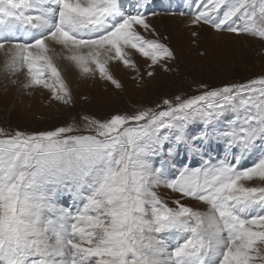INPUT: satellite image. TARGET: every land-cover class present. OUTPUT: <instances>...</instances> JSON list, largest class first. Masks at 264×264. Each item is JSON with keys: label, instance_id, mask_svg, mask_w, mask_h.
Wrapping results in <instances>:
<instances>
[{"label": "snow or ice", "instance_id": "1", "mask_svg": "<svg viewBox=\"0 0 264 264\" xmlns=\"http://www.w3.org/2000/svg\"><path fill=\"white\" fill-rule=\"evenodd\" d=\"M141 9L127 12L123 0H0V51L13 69L27 68L25 88L50 89L68 104L50 44L83 75L98 72L118 88L110 61L135 69V53L150 66L173 58L141 35L155 32ZM201 21L264 38V0H199L191 22ZM19 31L25 38L13 40ZM163 105L103 121L84 116L89 134L69 125L0 138V264H264V187L243 183L264 181V145L252 166L241 167L264 141V78ZM194 119L204 125L196 134L186 131ZM213 138L236 149L231 160L203 159ZM177 147L203 163L168 178L148 157ZM61 185L81 201L75 212L50 195ZM160 186L179 194L175 207L154 190Z\"/></svg>", "mask_w": 264, "mask_h": 264}, {"label": "rangeland", "instance_id": "2", "mask_svg": "<svg viewBox=\"0 0 264 264\" xmlns=\"http://www.w3.org/2000/svg\"><path fill=\"white\" fill-rule=\"evenodd\" d=\"M123 3L130 13L137 11L138 3L142 6L141 10L146 12L155 32L145 33L141 29V35L165 44L172 51L173 58L150 66V60L132 50L135 69L125 67L120 61H110L109 70L119 81V88L102 79L98 72L95 76L83 75L79 68L76 67L75 73L71 67L70 73L63 77L71 95L68 104L53 99L50 89L25 88L28 77H17L23 72L8 66L4 72L11 70L16 75L12 73L8 79L0 77V132L3 134L0 138L12 136L17 131L31 134L69 125L80 129L73 134H89L84 127V116L103 121L114 114H131L144 109L159 111L165 107L164 99L189 98L205 91L264 78V38L248 33L217 31L202 21L193 24L191 21L199 0H123ZM237 23L242 24L243 21ZM148 72H153V75L148 76ZM203 128V123L194 119L187 124L186 131L196 134ZM262 145L264 141L256 142L252 154L242 161L241 167L252 166ZM235 151H228L223 140L213 138L204 144L203 159L215 163L227 156L231 160ZM148 161L154 168H163L168 178L185 165L195 168L203 163L200 156H192L183 147H177L172 154L166 148L150 155ZM243 183L246 187H264V181L259 179ZM58 189L50 193L56 204L72 212L82 206L79 199L75 206L64 200H61L62 204L58 202L60 192L66 191L68 200L72 197V192L63 185ZM154 190L169 207H175L173 201L179 198L178 193L163 186ZM181 202L201 213L208 212L209 206L202 202Z\"/></svg>", "mask_w": 264, "mask_h": 264}, {"label": "bare ground", "instance_id": "3", "mask_svg": "<svg viewBox=\"0 0 264 264\" xmlns=\"http://www.w3.org/2000/svg\"><path fill=\"white\" fill-rule=\"evenodd\" d=\"M183 17V16H182ZM217 34H219V33H217ZM12 38L14 39V40H23L25 37H24V33L22 32V31H19V32H16V33H14V34H12ZM5 47H7V45H5ZM49 47L51 48V47H54L55 48V53L54 54H52V53H50L51 55H53V61H54V63L56 64V66H57V68L60 70V73H61V76L62 77H64V75L65 74H67V73H70V69H71V67H73L72 69H73V71L75 72V73H77V68H76V66L72 63V62H70L69 60H67L65 57H66V53H61V50H60V47L59 46H54V45H49ZM70 64V65H69ZM8 66H10L11 67V65H10V57H8V56H6L5 55V53L3 52V51H0V74H1V78L4 76H6V78L8 79V78H10V74H12L13 73V75H16L15 73H14V71H11V70H9L10 72H7V73H5L4 71H6L7 69H8ZM23 73L22 74H18L17 75V77L18 76H21V79H23V77H28L27 76V68L25 67V68H21L20 69ZM7 74H9V76L7 75ZM20 78V77H19ZM6 79V80H7ZM12 79V78H11ZM14 79V78H13ZM64 79V78H63ZM225 156V155H224ZM243 163V162H242ZM57 190H59V189H57ZM65 191V190H64ZM72 194V197L70 198L71 200H68L67 199V197H66V191L65 192H60V197H59V199H58V196H57V199H58V202H61V200H64V201H66V203H71L72 204V206L74 205H76V203H77V200H78V198H76L74 195H73V193H71ZM61 204H62V202H61ZM57 206L58 207H61L59 204H57ZM167 242V241H166Z\"/></svg>", "mask_w": 264, "mask_h": 264}]
</instances>
